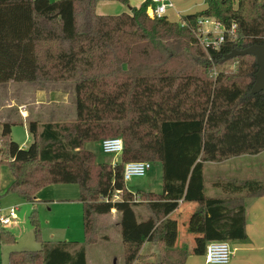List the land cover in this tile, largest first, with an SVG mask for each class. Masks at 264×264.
I'll list each match as a JSON object with an SVG mask.
<instances>
[{
    "label": "trees",
    "instance_id": "1",
    "mask_svg": "<svg viewBox=\"0 0 264 264\" xmlns=\"http://www.w3.org/2000/svg\"><path fill=\"white\" fill-rule=\"evenodd\" d=\"M97 1L0 0V83L73 81L76 98L73 122L31 121L26 148L11 138L12 123L0 124V164L12 174L6 192L33 201L48 184L77 183L84 231L82 244L41 242L10 251L7 264H86V248L99 239L96 216L112 209L124 264H133L145 257V242L168 250L164 218L180 200L196 203L204 244L245 241L246 205L264 195V179H218L223 195L208 197L203 166L264 150V90L251 92L254 55L233 57L234 70L215 66L233 49L264 44V0H204L203 9L181 16L183 25L150 17V0L116 15L98 14ZM203 16L227 28L235 22V35L205 50L192 31ZM107 136L122 139L121 154L96 163L83 143ZM130 160L160 163V192L126 188ZM31 221L37 231L34 213ZM160 257L157 264L184 262Z\"/></svg>",
    "mask_w": 264,
    "mask_h": 264
},
{
    "label": "rangeland",
    "instance_id": "2",
    "mask_svg": "<svg viewBox=\"0 0 264 264\" xmlns=\"http://www.w3.org/2000/svg\"><path fill=\"white\" fill-rule=\"evenodd\" d=\"M130 1L131 3L133 2V4L130 2L126 3L124 8L117 10L118 12L114 15L130 9L129 6L137 5L138 3V0ZM172 2L176 10L180 11L181 16L200 11L204 8L203 0H172ZM117 4L123 6L122 3ZM168 14H171V20L180 21L179 16H176L173 9H168ZM233 57L235 56L229 57L226 55V57L215 66L226 70H234L236 64L232 63ZM30 84L41 85L35 84V82L21 83L8 81L0 83V108L5 106L4 104L7 97L9 98L14 95L17 97L18 94H13L12 87ZM50 85H56L67 93V107L62 110L64 116L55 119H47L46 121L73 122L76 119L74 82L60 81L44 83V86ZM1 119L0 116V120ZM31 119H34V116L23 122L22 117L17 113L15 118L16 122L11 125V138L18 144L22 142L25 143V148L32 141V135L28 129ZM38 119L39 121H45L42 118ZM101 139L99 141H84L83 148L95 154L94 162L96 163L103 161L113 162L116 160L114 157L115 155L101 152ZM261 152L262 153L259 155L235 157L230 159V161H226V163L209 162L206 164L204 170L206 179L211 180V178L215 176L212 182H218L217 180L222 179L224 175H238L244 178L259 177L264 179V150ZM7 169L6 167L0 166V175L2 176H0V215H4L10 206H17V212L16 218L9 224H0V231L3 232L0 235V264H7L10 251L40 249L41 242L54 243L58 241H75L81 244L84 242L83 205L79 200V185L77 183L48 184L35 193L33 201H26L19 198L14 192H6V186H1L4 184L3 179L6 178V174L3 173V170ZM160 171V163L152 162L151 168L147 171L146 175L131 177L125 181V186L133 193L137 190H146L147 185H149V189L153 191H160L162 186ZM222 181H224V178ZM215 193V195H218L217 190ZM206 194L210 195L207 190ZM135 210L138 211L140 217H142V214L140 215L139 211L146 213L142 206L136 207ZM32 213H34L38 223L37 231L31 221ZM110 213L96 216L95 221L99 239L97 243L86 248L87 264H124V252L119 226H116V223H114L116 220H119V217L116 218L110 215ZM7 235H12V240L2 238ZM108 238H110V240ZM142 252L145 257L138 259L136 262L134 261L133 264H157L159 262L160 256L150 258L152 254L145 251ZM196 258L197 261L193 264H199V262L202 264V255L200 257L201 259H199V257Z\"/></svg>",
    "mask_w": 264,
    "mask_h": 264
},
{
    "label": "crops",
    "instance_id": "3",
    "mask_svg": "<svg viewBox=\"0 0 264 264\" xmlns=\"http://www.w3.org/2000/svg\"><path fill=\"white\" fill-rule=\"evenodd\" d=\"M143 1L144 0H138L137 5H131L129 6V8L138 7ZM129 2L131 3L130 0H128V3ZM117 3L121 2L115 0H98L95 4V11L98 14L114 15L116 12H118L117 10H119L120 8H124L125 5L124 3H122L123 6H120ZM131 4H133V2ZM129 10L130 9L122 12H129ZM173 11L176 13V16L178 15L179 18H181L179 10H176V8L174 7ZM166 16L169 20H171V14H168V10L166 12ZM44 83L47 82H35V84H41L42 86L30 84L22 85L19 87H12L13 94L18 95L17 97L14 95L6 98L4 104L5 106L0 108V116L2 118L0 120V124L3 122H9L12 124L15 123L17 113H19V115L22 117L23 122H25V120L29 118H32V116H34V119H31V121H36L38 124L46 122H58L46 120L64 116V112L62 110L67 107V93L62 90V88H59L56 85L44 86ZM37 117L42 118L45 121H39ZM25 146L26 145L23 142L20 144V147L25 148ZM260 153L262 152H259L257 154H242L216 163H226V161H230V159L235 157L259 155ZM114 157L115 159H117V155H115ZM207 163L209 162L204 163L203 166L204 193L208 197H220L223 195L221 189L216 186L214 182H212L215 176L211 178V180L206 179L204 170ZM0 166L6 167V169L8 168L6 164H1ZM8 169L3 170V173L6 174V178L3 179L4 184L1 185L2 187H7L12 181V174ZM160 172L162 175V170ZM223 178L252 179L244 178L238 175H224ZM253 179L263 178L258 177ZM148 186L149 185L146 186V190L144 191H153L152 189H149ZM206 190L210 195L206 194ZM216 190L218 191V195H215ZM195 206V202H185L180 200L178 207L164 218V223L167 229L166 243L168 246H170L168 250L164 249L165 245L163 243L152 245L149 242H145L142 245L141 251L152 254L150 258L162 256V254H166L167 256L171 254V256L181 258L184 261L183 264H193L195 261H197L196 257H199V259H201L200 257L202 255V264H207L205 262V250L207 244H204L201 239L199 217L194 213ZM136 213L138 214V211H136ZM139 213L140 215L142 214V218H145L147 215V212L142 213L139 211ZM110 215L116 218L119 217V213L115 211V209L111 210ZM118 222L119 220H116L114 222L116 223V226H118ZM245 231L247 235V239L245 241H228L232 254L230 261L227 264H264V195L255 197L247 203ZM108 239L110 240V238Z\"/></svg>",
    "mask_w": 264,
    "mask_h": 264
},
{
    "label": "built area",
    "instance_id": "4",
    "mask_svg": "<svg viewBox=\"0 0 264 264\" xmlns=\"http://www.w3.org/2000/svg\"><path fill=\"white\" fill-rule=\"evenodd\" d=\"M172 0H150L147 13L150 17H161L166 15L168 9H173ZM181 24H185L180 18ZM200 45L205 49L209 47L219 48L220 44L226 40L227 36H234L236 33V23L233 22L227 28L220 20L203 16L199 17L195 28L192 29ZM123 142L120 137H107L100 141V150L104 154L118 155L122 151ZM148 160H130L123 165L124 181L133 176H144L151 168ZM114 198L118 199L115 194ZM17 206H10L4 215H0V224H9L16 218ZM231 248L227 241L214 240L206 245L205 262L207 264H227L231 258Z\"/></svg>",
    "mask_w": 264,
    "mask_h": 264
},
{
    "label": "water",
    "instance_id": "5",
    "mask_svg": "<svg viewBox=\"0 0 264 264\" xmlns=\"http://www.w3.org/2000/svg\"><path fill=\"white\" fill-rule=\"evenodd\" d=\"M242 54H252L256 59L258 70L256 79L251 89L252 93L264 90V44H253L242 50L233 49L227 56H237ZM121 154V152H119Z\"/></svg>",
    "mask_w": 264,
    "mask_h": 264
}]
</instances>
